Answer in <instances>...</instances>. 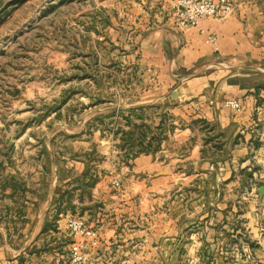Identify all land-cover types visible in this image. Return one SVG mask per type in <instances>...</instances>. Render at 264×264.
Returning a JSON list of instances; mask_svg holds the SVG:
<instances>
[{"label": "crops", "instance_id": "crops-1", "mask_svg": "<svg viewBox=\"0 0 264 264\" xmlns=\"http://www.w3.org/2000/svg\"><path fill=\"white\" fill-rule=\"evenodd\" d=\"M173 1L131 17L127 64L116 67L122 105L110 107L114 120L140 113L153 152L125 164L136 143L115 127L93 131V143L80 131L75 158L61 151L54 161L44 145L30 189L14 179L4 188L0 176L18 236L0 222V264H74L73 241L81 264H264V0H230L228 16L192 26L179 24ZM70 216L95 230V243L70 235Z\"/></svg>", "mask_w": 264, "mask_h": 264}, {"label": "rangeland", "instance_id": "rangeland-1", "mask_svg": "<svg viewBox=\"0 0 264 264\" xmlns=\"http://www.w3.org/2000/svg\"><path fill=\"white\" fill-rule=\"evenodd\" d=\"M150 1L0 0L4 188L14 179L21 185L19 191L30 189L28 176L37 172V157L46 158L45 144L56 152L54 161L61 151L75 158L82 142L96 140L93 131L109 134L123 124L118 118L107 121L104 115L111 106L122 105L124 92L116 67L127 64L125 32L130 31L131 17L146 12L143 4ZM156 5L150 2V9ZM80 131L85 140L77 135ZM0 205H4L0 222L7 223L10 235L18 239L7 194L0 195Z\"/></svg>", "mask_w": 264, "mask_h": 264}, {"label": "built area", "instance_id": "built-area-1", "mask_svg": "<svg viewBox=\"0 0 264 264\" xmlns=\"http://www.w3.org/2000/svg\"><path fill=\"white\" fill-rule=\"evenodd\" d=\"M171 8L178 18V22L182 26L195 25L201 18L223 19L232 11V3L230 0H175L171 3ZM206 41L214 44L216 38L214 35H207ZM227 107L236 111L240 110L237 100L228 99L223 102ZM112 185L119 186V181L113 180ZM66 226L73 238L87 237L91 239V243H95V230L85 224V222L75 216L66 219ZM70 261L74 264H81L85 261L86 256L81 251V246L76 241L70 245L69 253ZM246 258H250L247 254ZM199 257L194 256L188 259L185 264H199ZM234 264H239L235 262Z\"/></svg>", "mask_w": 264, "mask_h": 264}, {"label": "trees", "instance_id": "trees-1", "mask_svg": "<svg viewBox=\"0 0 264 264\" xmlns=\"http://www.w3.org/2000/svg\"><path fill=\"white\" fill-rule=\"evenodd\" d=\"M106 76L110 77L111 74L106 73ZM130 112H132V108L128 109L126 114H124L123 112L119 113L120 119L123 120V124L119 125L115 130H113V135H116L117 133L120 134V140L123 143H125L126 141H132L136 143L131 148H128L124 151L123 158L125 164H127L128 159H131L134 156H137L138 154H148L153 152V149H151L150 146L151 141L155 139V137H149L148 141L144 143V133L146 132V130H149V126H147V124L143 122L135 123L133 119L141 120V115H133L132 119L129 116ZM104 116L107 121H111L115 114L114 111H109L107 115ZM124 126H131V129L129 131H125ZM134 133H136V136H134Z\"/></svg>", "mask_w": 264, "mask_h": 264}, {"label": "water", "instance_id": "water-1", "mask_svg": "<svg viewBox=\"0 0 264 264\" xmlns=\"http://www.w3.org/2000/svg\"><path fill=\"white\" fill-rule=\"evenodd\" d=\"M176 96H177V95H176L175 92L171 94V97H173V98H175ZM260 191H261V192H264V186H262V187L260 188Z\"/></svg>", "mask_w": 264, "mask_h": 264}]
</instances>
